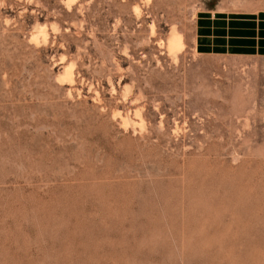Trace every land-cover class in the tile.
Returning a JSON list of instances; mask_svg holds the SVG:
<instances>
[{
	"label": "rangeland",
	"instance_id": "rangeland-1",
	"mask_svg": "<svg viewBox=\"0 0 264 264\" xmlns=\"http://www.w3.org/2000/svg\"><path fill=\"white\" fill-rule=\"evenodd\" d=\"M2 3L0 264H264V0Z\"/></svg>",
	"mask_w": 264,
	"mask_h": 264
},
{
	"label": "crops",
	"instance_id": "crops-1",
	"mask_svg": "<svg viewBox=\"0 0 264 264\" xmlns=\"http://www.w3.org/2000/svg\"><path fill=\"white\" fill-rule=\"evenodd\" d=\"M214 24L216 28L213 29ZM234 26V29L225 31L222 23L219 25L218 22L200 21L199 47L202 49L214 47L217 50L224 49V46L228 44L233 52L264 54V20L255 24L240 22ZM242 48H248V51H237Z\"/></svg>",
	"mask_w": 264,
	"mask_h": 264
},
{
	"label": "bare ground",
	"instance_id": "bare-ground-1",
	"mask_svg": "<svg viewBox=\"0 0 264 264\" xmlns=\"http://www.w3.org/2000/svg\"><path fill=\"white\" fill-rule=\"evenodd\" d=\"M118 23V22H117ZM151 32V30H150ZM171 35L169 36L168 40H167V50L169 52L170 55H174L175 54H179V52L183 49V43L181 40V37L175 32L172 31V33H170ZM169 35V34H168ZM145 44V43H144ZM147 44V43H146ZM161 49V48H160ZM110 60V59H109ZM109 62V61H108ZM112 66V65H111ZM70 72V70H69ZM67 72V74L69 73ZM71 73V72H70ZM102 74V73H101ZM100 76V75H99ZM114 76V75H113ZM67 78H69L67 76ZM66 78V79H67ZM70 82V81H69ZM131 94V93H130ZM139 98V97H138ZM142 100V99H141ZM140 110V109H139ZM142 110V109H141ZM136 112V110H135ZM140 113V112H139ZM134 135V134H133Z\"/></svg>",
	"mask_w": 264,
	"mask_h": 264
},
{
	"label": "clouds",
	"instance_id": "clouds-1",
	"mask_svg": "<svg viewBox=\"0 0 264 264\" xmlns=\"http://www.w3.org/2000/svg\"><path fill=\"white\" fill-rule=\"evenodd\" d=\"M0 7H3L2 0H0ZM5 22L8 23V21H5Z\"/></svg>",
	"mask_w": 264,
	"mask_h": 264
}]
</instances>
